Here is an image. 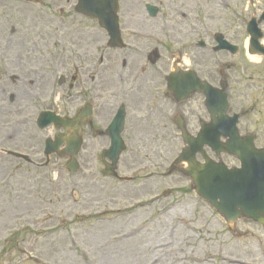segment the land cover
I'll return each instance as SVG.
<instances>
[{
    "label": "rangeland",
    "instance_id": "374dc122",
    "mask_svg": "<svg viewBox=\"0 0 264 264\" xmlns=\"http://www.w3.org/2000/svg\"><path fill=\"white\" fill-rule=\"evenodd\" d=\"M118 2L122 49H110L98 21L77 13L78 0L0 1V264H197L187 255L220 264L223 254L264 264V225L228 224L192 191L189 179L167 175L184 147L172 116L185 114L196 134L204 106L196 96L177 107L164 81L181 54L196 71L198 41L215 43L217 34L241 41L264 0ZM147 5L157 10L155 17ZM155 51L161 60L151 66ZM247 75L254 80L245 84L248 101L256 99L253 132L263 128L264 67L249 65ZM120 103L128 113L126 151L117 167L122 180L101 175V153L110 142L87 130L78 173L68 172L67 159L44 156L45 141L66 132L38 129L42 112L73 118L89 104L103 129ZM224 159L229 167L239 165ZM166 191L171 196L164 197ZM121 231L128 240L119 242ZM160 243L171 255L159 263L150 249Z\"/></svg>",
    "mask_w": 264,
    "mask_h": 264
},
{
    "label": "water",
    "instance_id": "95a60500",
    "mask_svg": "<svg viewBox=\"0 0 264 264\" xmlns=\"http://www.w3.org/2000/svg\"><path fill=\"white\" fill-rule=\"evenodd\" d=\"M117 0H79L78 12L89 17L97 18L100 25L105 28L111 36V46L121 47L119 31V19L117 17ZM254 24V25H253ZM259 24L252 22L249 25V32L254 41L253 46H258L262 39ZM222 36L218 37L221 41ZM152 60L154 57L151 58ZM173 77L172 92L179 103L186 101L191 95L199 92L201 84L196 82V76L186 74L182 76L180 71H176ZM225 99V98H224ZM226 112V103L221 106V118ZM212 115H214L211 110ZM216 114V113H215ZM124 112H119L112 129L111 150L103 154V160L110 158L112 165H106V176L114 175L121 153L125 149L121 139V132L124 125ZM90 118L88 109H85L75 120H62L53 113H44L40 116L38 125L40 128L49 127L54 124L56 128H65L72 134L67 138L56 137L55 142L48 141L46 154L57 153L59 156H68L71 159L69 170L76 172L78 165L76 156L83 144L81 137V124ZM215 122V121H214ZM177 125L183 131L184 142L187 147L176 161L175 165L186 164V168L179 169V172L191 179L196 193L209 202L226 220L233 224L240 219H248L264 225V149H256L252 142L242 140L237 134L228 133L222 130V123H212L211 126L202 130L198 137L189 136L182 124L181 119L177 120ZM228 137L227 144L223 145L220 137ZM211 136H214L212 139ZM66 144L65 148L59 149ZM211 147L217 154L226 152L241 162V169L229 170L221 164H216L206 157L204 147ZM203 154L205 164L198 163L196 156ZM14 156H20L11 153Z\"/></svg>",
    "mask_w": 264,
    "mask_h": 264
},
{
    "label": "flooded vegetation",
    "instance_id": "af4514ba",
    "mask_svg": "<svg viewBox=\"0 0 264 264\" xmlns=\"http://www.w3.org/2000/svg\"><path fill=\"white\" fill-rule=\"evenodd\" d=\"M263 10L258 11V15H253L251 19L257 18L261 19V14ZM246 23V21L244 22ZM261 29L264 33V23L261 25ZM244 37L241 41H214L215 43H210L209 41H199L198 47L200 49V60L198 59L196 64V73L201 82L209 84L213 90L217 93V97L215 99H211L213 105L212 110L214 111V117L211 115V106L209 103V99L206 96L204 90H201L198 93V97L204 106V115L198 118V123L201 126L202 124H207L211 122L212 118H215L216 121L219 119V113L221 110V101L219 99L220 94H225L227 98V111L226 116L224 117V122L226 124H230L233 119L237 121V128L239 130V135L242 139L247 138L248 136H253V140L255 142L264 141V136L261 134L264 130V121H262L263 128H257L255 131L251 132L248 129V126L254 122V117L257 114V110L254 106V102H256L255 98H250L248 101V91L247 86L248 83L251 84L254 81L251 75H247V71L250 67L256 66L264 67V52L259 50L257 47L253 46V41H251V37L247 32V24L246 31L243 34ZM225 42H227L230 46L227 47ZM264 46V38L263 41H259ZM220 47V50L217 48ZM236 48V53H235ZM214 55V60L208 62L207 56ZM229 57L230 59H228ZM241 57L244 58L245 63L238 61ZM207 61V62H206ZM210 61V60H209ZM184 62V60H183ZM248 62V64H247ZM173 65L169 66L168 73L166 74V79L170 77L173 73ZM183 70L185 72H189L191 69L183 65ZM194 70V69H193ZM165 80V78H164ZM246 84V85H245ZM252 85V84H251ZM166 93L167 97L173 103V95L169 91V87L166 84ZM258 93V92H257ZM256 93V94H257ZM263 91L260 92L259 95H262ZM257 95V96H259ZM202 113V114H203ZM216 113V114H215ZM183 114V113H182ZM97 111H95L93 118L96 119ZM173 115V114H172ZM185 123L188 124V120L185 117ZM261 115V114H260ZM259 115V116H260ZM112 117V116H111ZM110 117V119H111ZM92 118L93 128L92 126H88L86 130L94 136L93 129L96 131H101L98 127H96L95 120ZM173 118V116H172ZM109 119V120H110ZM172 122V121H171ZM261 123V122H260ZM188 126V125H187ZM200 130V129H199ZM225 131H227L225 129ZM199 132V131H198ZM198 133H196L197 135ZM106 137L105 135H103ZM107 138V137H106ZM211 157L213 159H218L219 161H223L226 163L225 159H230L229 156H217L210 149Z\"/></svg>",
    "mask_w": 264,
    "mask_h": 264
},
{
    "label": "bare ground",
    "instance_id": "6f19581e",
    "mask_svg": "<svg viewBox=\"0 0 264 264\" xmlns=\"http://www.w3.org/2000/svg\"><path fill=\"white\" fill-rule=\"evenodd\" d=\"M2 2H4L5 0H0ZM1 41V40H0ZM0 46H1V43H0ZM1 51V50H0ZM96 199H94L95 201ZM79 206H83L85 208V204H81V203H78ZM183 212V211H181ZM115 228H113V232H115ZM117 234V239L119 240V242L121 241H126L128 240L129 238V235L126 234V232L124 233V231H121V232H118L116 233ZM166 238H168V236L166 235ZM130 240V239H129ZM162 244V245H160ZM158 246L150 249V252L153 253V254H157L158 255V261L159 263L161 261H164L167 259H169L170 257V251H171V247L167 246L166 244H163V243H160ZM186 255V254H185ZM188 257H190L193 261H196L197 264H209L210 262V259H212V257H206L204 259H200V258H194L193 255H187ZM182 259V256L180 257H177V260L180 261ZM188 259V258H187ZM153 262V261H152ZM157 262V261H156ZM220 264H243L241 262V260L239 258H236V257H232L230 255H221V261H220Z\"/></svg>",
    "mask_w": 264,
    "mask_h": 264
}]
</instances>
